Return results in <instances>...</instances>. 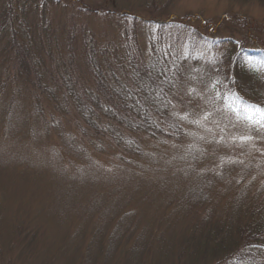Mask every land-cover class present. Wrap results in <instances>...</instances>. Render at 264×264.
I'll use <instances>...</instances> for the list:
<instances>
[{
  "label": "trees",
  "instance_id": "trees-1",
  "mask_svg": "<svg viewBox=\"0 0 264 264\" xmlns=\"http://www.w3.org/2000/svg\"><path fill=\"white\" fill-rule=\"evenodd\" d=\"M83 1L0 0V95L7 104L24 101L22 87L50 127L72 121L90 148L113 147L115 157L130 165L142 158L139 136L169 140L182 134L176 105L185 106V97L204 99L247 128L261 129L244 119L243 109L264 108V26L239 14L177 16L169 12L172 0H102L90 7ZM257 1L264 8V0ZM59 10L69 15L61 19ZM76 12L108 23L101 27L105 32L115 22L123 56H107L108 49L100 56ZM138 31L148 40L147 55ZM210 199L203 188L187 202L203 206ZM204 207L207 214L189 225L187 236L173 237L154 254L153 233L123 243L114 233L97 255L106 263L116 241L114 264H264V203L234 202L224 218ZM27 229L15 228L9 245L23 261L37 241Z\"/></svg>",
  "mask_w": 264,
  "mask_h": 264
},
{
  "label": "rangeland",
  "instance_id": "rangeland-1",
  "mask_svg": "<svg viewBox=\"0 0 264 264\" xmlns=\"http://www.w3.org/2000/svg\"><path fill=\"white\" fill-rule=\"evenodd\" d=\"M99 1L83 3L90 7ZM63 11L57 14L61 19L69 15ZM169 12L207 19L239 14L264 26V8L257 0H172ZM75 16L93 34L100 56L107 49V56L113 51L123 56L115 22L105 32L101 27L108 23ZM137 42L147 55L149 43L139 31ZM19 89L25 93L19 104L9 105L0 95V264H114L116 241L106 263L97 255L114 233L122 235L118 243L153 233L154 254L173 237L187 236L189 225L207 214L204 206L211 205L213 217L224 218L234 202L264 203V128L249 129L204 99L185 97V106L176 105L185 121L180 136H139L142 158L130 165L115 157L113 147L90 148L72 121L50 127ZM81 148L85 154L75 151ZM203 188L210 203L187 202ZM28 225L37 241L23 261L9 245L15 228L30 233Z\"/></svg>",
  "mask_w": 264,
  "mask_h": 264
},
{
  "label": "snow or ice",
  "instance_id": "snow-or-ice-1",
  "mask_svg": "<svg viewBox=\"0 0 264 264\" xmlns=\"http://www.w3.org/2000/svg\"><path fill=\"white\" fill-rule=\"evenodd\" d=\"M243 111L244 119L248 120L251 125L264 128V108L245 105Z\"/></svg>",
  "mask_w": 264,
  "mask_h": 264
}]
</instances>
